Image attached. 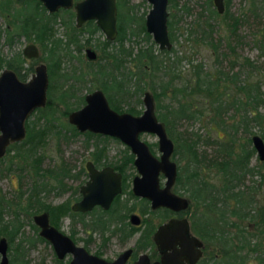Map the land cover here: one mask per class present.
<instances>
[{"label":"trees","instance_id":"obj_1","mask_svg":"<svg viewBox=\"0 0 264 264\" xmlns=\"http://www.w3.org/2000/svg\"><path fill=\"white\" fill-rule=\"evenodd\" d=\"M126 3L127 0H117L119 8L118 31L122 36H125L127 32L135 37L140 34L145 45L138 46L134 50L132 47L125 49L123 39H118V43L110 50L108 56L110 61L105 57V62L90 66L91 70L87 71L86 75L91 76L90 86L97 85L106 92L111 91L112 95L109 96L108 100L115 110H120L122 106L114 96H125L128 89L134 96L135 105L141 104L140 95L144 89L149 88L153 91L152 97L157 99L154 109L156 118L163 123L168 137L175 142L172 156L179 155V158L184 160L186 168L183 170L184 176H181V187L192 203L202 207L205 212L200 216L204 232H199V235L206 238L207 241L208 238H213L216 246L219 247L217 253L221 254L220 257L204 260L201 264H250L247 260L250 256L253 259V264H264V161L258 164L263 172H260L255 166H249V159L254 153L250 138L246 139V143H239L235 149V141L231 137L221 141H209L207 132L209 129L206 130L204 126V121H207L210 123V129L211 126L223 129L226 126L223 116L229 109H232V118L237 114L239 115L238 122L235 120L234 123H238V126L241 124L246 130L247 125L253 122L257 125L259 135L264 142V89H261V87L264 88V69L262 81L250 84L245 82L243 85L236 86L235 91L242 93V97L238 99L237 103H235L237 98L228 102L225 98L227 96L225 94L226 88L219 84L220 77L212 78L209 72L202 71L200 65L197 64L193 65L192 77L183 78L179 71L177 72V65L179 67L185 55L169 54L171 50L154 48V42L150 35L145 32L143 23L137 17L125 14L124 20L127 23H123L121 11ZM228 4V0H223L224 10L222 13H217L212 0H204L206 15L201 18L202 16L198 13L195 26L189 25L188 37L194 35L195 43L198 40L200 43H208L215 48V44L208 38H211L212 33V26L209 21L216 17H219L227 27L231 40L236 38L237 29L248 18L255 21L260 20L264 29V0H248L246 10L240 11L238 14L230 13ZM174 6L175 0H168L167 10ZM34 9L37 7L34 6ZM26 10V8H20L11 15L14 19L11 20L12 32L16 35H27V37L30 36L29 34H34L35 39L41 42L47 41L49 37L48 21L45 20L47 17H43L40 11L29 13ZM175 22L173 14L168 12L169 40H172L171 31ZM127 27L129 31L126 30ZM196 38L198 39L196 40ZM106 44L105 42L104 46ZM227 46L230 51L233 50L229 44ZM42 47L45 49V42ZM258 47L260 56L264 57V39L259 41ZM47 51L50 54V50L47 49ZM126 56L131 57L133 69H126L123 74L120 70L123 69L121 60ZM243 64L251 65L247 59L243 60ZM50 73V78L53 77L54 82L53 85L49 84L48 86L47 105L38 109L34 115V120H30L26 124V137L21 144L12 145L15 149L13 157L21 158L22 161L43 148L45 138L50 132L56 138L62 135L64 126L62 122L56 120L57 108L63 107L60 114L65 116L82 99L81 95L75 94L73 86V84L82 82V73L76 74L75 70L69 74L53 73V71ZM218 73L223 74L225 79L228 78L230 82H233L234 74L227 77L226 73L222 71H218ZM69 79L72 81L71 83H68ZM164 95L169 102L162 105L158 99ZM201 98L205 101L196 102L197 99ZM125 110L135 115L140 113L135 106L127 107ZM202 118L206 120H202ZM179 120L187 122H201L202 120L206 133L201 135L197 130H194L183 131L182 136L178 132L177 135L172 127ZM55 121L61 125V128L55 127ZM230 127L233 132L236 131V125L231 124ZM210 144L216 145L212 154L204 149ZM37 156L39 158L38 153ZM32 160L31 164L36 159ZM39 163L40 159L34 164L36 166ZM16 166L21 170L18 163ZM40 170L41 168L37 165L34 174L37 175L39 181L35 179L32 182L31 187L27 190V195L23 198V203L20 200L22 192L17 196L20 198L14 202L0 195V224L3 222L0 227L4 230V235H6L9 244L18 238L13 249L16 255L11 257L9 264H28L22 258L21 252V244L25 239L22 236L23 232H20V228L23 226V222L19 219L20 214H24L26 221L34 228L36 239L44 242L45 240L37 235L36 227L31 223V216L44 210L50 214L52 219H56L57 215L64 210L63 204L52 209L39 198L41 192L46 193L51 188L46 181L49 169H44L41 173ZM211 172L219 180L218 184L212 183L208 178ZM255 173H259V181L257 183L252 181L251 185L244 186L242 183L244 178ZM178 178L179 176L176 179L177 183ZM258 192H260V204H257L255 200V195ZM3 213L6 217H10L6 222L3 220ZM232 217L237 222L231 221L230 218ZM243 221L247 223V228H244ZM231 227L235 229L232 234L228 230Z\"/></svg>","mask_w":264,"mask_h":264},{"label":"flooded vegetation","instance_id":"obj_2","mask_svg":"<svg viewBox=\"0 0 264 264\" xmlns=\"http://www.w3.org/2000/svg\"><path fill=\"white\" fill-rule=\"evenodd\" d=\"M78 1L81 0H72V5L70 7H58L53 11H49L39 0H0V18L3 21V24L0 26V45L4 44L7 47H12L19 40L24 42V45L20 50L13 51L10 55H3L0 52V75L3 71L9 70L19 81L26 82L35 73V69L39 65H44L47 75L45 105L43 107L35 108L30 112L24 120L23 138L19 141L9 143L6 146L3 155L0 157V162L7 158L6 170H8L11 164H14L15 167H17L16 165L18 163L21 170H19V168H16V170L29 174L31 183L35 179L36 181H39V178L36 177L37 175L34 174L37 165L41 168L39 171L40 173L44 169H49V175H47L46 181L51 188L48 192L52 191L57 195L65 194L64 199L56 204L44 202L41 195H39L41 201L48 205V207L53 209L55 206L63 204L64 210L61 214L57 215L56 219H52L50 214L44 210L34 213L31 216V221L36 227L37 235L39 227L33 222V216L45 212L49 226H52L58 232L67 237L75 247L83 249L87 254L102 259L108 264H189L195 255L194 249L197 248L200 255L195 259L193 264H201L204 260L220 257L221 254L217 253L219 247L216 246L214 239L208 238L207 241L206 238L199 235V232H204L202 229L203 222L202 219H200V216L205 214V212L202 210V207L195 206L191 202L188 195L181 187L182 177L179 172V166L172 159L174 143L168 137L167 133V137L173 143V151L170 160L174 161L176 170L174 181L169 188V193L186 199L185 208H178L175 204L173 207L161 204L153 207L149 198L135 194L133 191L134 179L141 178L142 175L134 164L136 156L131 148L120 141L117 137L88 130L79 131L73 124L68 122V114L80 109L85 104V96L95 90H99L103 94L108 107L116 113H129L125 108L135 105L134 103L129 104L128 100L131 98L134 99V96L131 93V90L128 89L125 96H114L117 99V102L121 103L122 108L120 110L113 109L108 100L109 96L111 97L112 95L111 91L106 92L97 85L90 86L91 76L86 75L87 71L91 70L90 66L102 64L105 62V57L108 59L111 52L110 50L118 43V39H123L124 46L126 40L135 37L134 35H129L128 32L125 36H122L118 31L119 8L117 6V0H115V35L112 39H108L105 36L101 29L96 25L94 19L85 20L80 25H76L74 4ZM129 1L130 0H127V3L121 11L123 23H127L124 20V17H126L125 14L128 16H135L132 12V7L127 6ZM34 6H36L37 9H34ZM20 8H26V11L29 13L40 11L43 17H47V19H45L48 21L49 27V37L47 41L44 40L41 42L35 39L34 34H29L30 36L27 37V35H16L12 32L13 25L11 20L14 19L11 15L14 14V12H17ZM147 12L143 16H135L143 23L144 30V20ZM57 26H61L64 29L61 35H57ZM131 27H133V25H131ZM126 30L129 31L128 27ZM94 34H98L99 37L97 36V39H93ZM44 42L46 43L45 49L42 47ZM105 42L107 44L104 46ZM198 42L199 41L197 40L196 43ZM28 45L34 47L37 53L36 56L26 57L23 54V49ZM124 48L130 49V47L125 46ZM47 49L50 50V54ZM87 50L92 52L94 55H92L93 58L87 56ZM164 50H170V48ZM74 59H77L78 63L82 64V67L85 69L83 70L78 67L70 68V71L69 69H62V64L68 65V62ZM121 63L123 64V69L120 70L123 74L126 69H133V63L131 62L130 56L124 57L121 60ZM73 70H75L76 74H83L82 83L87 80L89 83L88 90H92L85 94H79L75 88L76 84H73L75 94L81 95L82 99L74 109L68 111L65 116L62 115L66 118V121L62 122L64 131H62V135L57 139L69 143L74 138L82 136V149H80L78 153H74V157H71V159H63L61 156L58 158L57 162L48 167L41 166V155H39L38 152L32 156H28V158L26 157L24 161H22L21 158H14L13 155L15 149L12 145L21 144L26 137V124L30 120H34V115H36L38 109L44 108L47 105L48 86L49 84L53 85L54 82L53 77L50 78V72L53 71V73L69 74ZM71 82L72 81L69 79L68 83ZM143 93L141 95H143ZM140 100L142 103V96ZM56 118V120H58V116H56ZM54 124H56V128H61V125H58L56 121ZM73 130L75 131L73 132ZM49 134L54 135L52 132ZM140 134H138V137ZM110 142L119 143L122 145V148L116 153L110 154L111 150H113L112 147L108 148ZM146 145L154 158L159 160V151L157 150L158 154L155 155L150 146L148 144ZM58 155L61 154L59 153ZM32 159L36 160L31 164ZM39 159L40 163L35 166ZM177 176H179L178 183L176 182ZM166 180L167 178L164 173L159 170L156 174L158 190L163 191ZM87 182L91 185H89V189H84ZM116 182L119 185V189L112 195L107 204L103 205L102 201L105 193L103 188L113 186ZM26 195L27 191L22 192L21 198L17 197V200L20 198L23 203V198ZM85 197H88L90 200L97 199L101 202H94L89 208H75V205ZM158 197L161 200L164 195L159 194ZM3 198L5 197L3 196ZM22 215L24 216V214ZM5 217L6 215L4 214V222L7 220L4 219ZM1 224H3V222ZM185 224L187 226L186 230H184ZM63 225L64 228L62 227ZM163 226H166L163 233L159 234L158 237L157 235L155 237L158 228ZM31 229L34 231V228L31 227ZM20 232L24 233L23 226L20 228ZM4 234V230L0 227V239L4 238L6 241L7 264H9L10 259L8 258V252L10 250V244ZM193 239L196 240V242H199V244H195L192 250V247L190 246L191 243L189 242ZM46 242L51 247L56 264H70L73 258L72 253L66 252L61 258H58L52 244L48 241ZM182 247L184 248L183 250L181 249ZM180 249L181 251H178Z\"/></svg>","mask_w":264,"mask_h":264},{"label":"water","instance_id":"obj_3","mask_svg":"<svg viewBox=\"0 0 264 264\" xmlns=\"http://www.w3.org/2000/svg\"><path fill=\"white\" fill-rule=\"evenodd\" d=\"M49 10L53 11L58 7H70L72 0H39ZM150 8L145 16L144 26L147 33L151 35L152 41L159 50L169 49L171 43L167 33V0H146ZM217 13L224 10L223 0H212ZM76 25L83 21L94 19L96 25L101 29L108 39L115 35V0H81L74 4ZM26 57L36 56V50L32 45L23 49ZM91 55V56H90ZM92 52L87 50V56L92 57ZM94 56V55H93ZM47 75L44 65H39L35 73L26 82L19 81L15 75L5 70L0 75V157L3 155L6 146L15 141H19L24 136V120L30 112L38 107H43L46 102ZM143 110L140 114L116 113L110 109L103 94L99 90L85 96V104L78 110L68 114V122L73 124L79 131L88 130L91 132L108 134L119 138L120 141L129 146L135 154L134 164L136 165L141 178H135L133 191L137 195H142L151 200L152 206L165 205L178 208L186 207V199L177 197L169 193L176 170L174 161L170 160L173 151V143L167 137L165 128L154 112V104L151 94L145 91L142 95ZM152 133L157 138V150L159 160L149 152L145 142L139 139L140 133ZM251 145L260 161H264V142L262 138L253 134L250 138ZM161 170L166 176L163 191L157 189L156 174ZM117 181V180H116ZM87 182L84 189H89ZM95 188V187H93ZM105 188V189H104ZM103 205H106L112 195L117 192L119 185L117 182L110 187H104ZM161 192V193H160ZM163 194L160 200L158 195ZM94 202L100 200H90L83 198L75 205V208H89ZM33 222L39 227L38 235L50 242L58 258L66 252L73 254L70 264H108L102 259L87 254L83 249L75 247L72 242L55 228L48 225L45 212L33 216ZM166 226L159 227L155 237L163 233ZM187 226L184 225V230ZM158 241V240H157ZM190 246L199 244L196 240H190ZM184 245V244H182ZM181 245V246H182ZM184 249L183 247L181 248ZM178 250V251H181ZM188 250V249H187ZM194 257L189 264H193L200 255L194 249ZM0 264H7L6 241L0 239ZM116 264V263H111ZM179 264V263H178Z\"/></svg>","mask_w":264,"mask_h":264},{"label":"rangeland","instance_id":"obj_4","mask_svg":"<svg viewBox=\"0 0 264 264\" xmlns=\"http://www.w3.org/2000/svg\"><path fill=\"white\" fill-rule=\"evenodd\" d=\"M228 10L230 13L238 14L240 11H244L247 8L248 0H228ZM127 6L132 7V12L135 16L144 15L150 5L145 0H130ZM204 0H175V6L168 9V12L173 14V20L176 21L172 28V40H170L171 52L169 54L176 53L185 55L179 64L177 65V72L179 71L180 76L183 78L192 77L193 65L199 64L202 71L209 72L212 75V78L220 77L219 84L224 85L226 88L225 91L228 102H231L233 98H237L235 103H237L238 99L242 97V93L235 91V87L239 85H243L245 82L253 83L256 81H262V72L264 69V57L260 56L259 51V41L264 39L262 35L264 34V29L262 22L260 20H253L252 18H248L243 24L239 26L236 33L237 36L234 39L229 38L228 29L223 23V21L216 17L214 20L209 21L212 26L211 38H208L215 44V48L209 45L208 43H195L194 35L188 37L189 25L196 23V16L200 13L201 18L206 15V11L204 10ZM195 20V21H194ZM3 24L2 19L0 18V26ZM197 28V26H196ZM57 35H61L64 29L61 26H57ZM98 34H94L93 39H97ZM99 37V36H98ZM198 39V38H196ZM152 40V39H151ZM208 40V41H209ZM227 44L232 47V51L229 50ZM24 42L19 40L12 47H7L4 44L0 45V52L3 55H10L13 51L20 50ZM145 41L142 39L141 35H137L136 37L129 38L124 42L125 47H132L134 50L138 46H144ZM154 48H157V45L154 43ZM215 49V50H214ZM247 59L251 65L243 64V60ZM82 64H79L77 59H74L67 64H62L63 70L70 71V68L78 67L80 69H85L82 67ZM218 71H222L226 73L227 77L234 74L233 82H230V79H225L223 74L218 73ZM178 83V80H176ZM75 88L79 94H85L90 92L92 89L88 90L89 83L81 82L80 84H76ZM263 90L264 88L261 87ZM149 91L153 96V91L149 88L144 89V91ZM142 95H140L141 98ZM224 99V96H223ZM129 104L136 103L135 99L131 98ZM154 109L155 104L157 103V99H154ZM159 103L162 105L167 104L168 98L164 96H160L158 99ZM205 100L197 99L196 102L202 103ZM126 106V105H125ZM139 112L143 110L142 103L140 105H134ZM63 107L57 108L58 112V121L65 122L66 118H64L60 112ZM232 109H229L226 114L223 116V120H225L226 126L224 128H216L211 126L209 128L210 123L205 118H202L201 122L198 121H183L179 120L174 123L173 130L175 134L178 135V132L181 133L182 136L183 131H194L197 130L201 135L208 132L209 141H221L222 139L232 138L235 143L234 147L237 149L239 143H246L247 138H251L253 134L259 135V131L257 125L251 122L247 125V129L245 130L241 124L238 126V123H234L235 120L238 122L239 115H235L234 118L231 117ZM207 122V123H206ZM204 124V126H203ZM236 125V131H232L230 125ZM51 133V132H50ZM260 136V135H259ZM140 139L143 140L146 144L150 146L152 152L157 155V144L156 137L153 134L141 133L139 135ZM170 138V137H169ZM83 139L82 136L74 138L71 142L66 143L62 140H58L54 135L48 134L45 138V144L43 148H41L38 153L41 155V166L48 167L58 161L59 157H63L66 159H71L74 157V153H78L80 149L83 147ZM173 143H175L173 141ZM251 144V142H250ZM110 154L116 153L122 145L119 143L110 142L108 148H111ZM204 148V146H202ZM216 145L210 144L207 147L205 146L206 152L209 154L214 153ZM237 152V151H236ZM61 155H58V154ZM7 159V158H6ZM6 159L0 162V195H3L6 199L11 200L12 202L17 200V196L19 192H26L31 187V178L30 175L16 170L14 164H11L8 170L6 167ZM172 159L178 164L179 172L181 176H184V160L179 158V155L173 156ZM259 161L256 157V153L254 151L253 155L249 159V166H255L259 169L260 172H263L261 167H258ZM259 172V173H260ZM259 173H255L253 175H247L244 180V186H249L252 184V181L257 183L259 181ZM183 174V175H182ZM212 174V176H211ZM212 183H219V180L216 179V176L211 172L208 177ZM260 191V190H259ZM42 200L46 203L56 204L61 202L65 194H59L50 191L46 193L40 194ZM255 200L257 204H260V192L255 195ZM192 202V201H191ZM192 204V203H191ZM255 205V204H254ZM10 217H5L7 219ZM19 219L23 222V230H24V238L22 242V258L28 262V264H56L54 261V255L51 250V247L47 244L46 241H38L36 239L35 232L32 231L29 226V222L26 221V218L20 214ZM231 221L237 222L234 217L230 218ZM32 223V221H31ZM244 228H247V223L243 221ZM64 228V225L62 226ZM251 229V228H250ZM230 234L235 232L233 227L228 229ZM18 238H15L10 244V250L8 252V258H13L16 254L13 251L15 244L17 243ZM250 264H253V259L250 256L247 258Z\"/></svg>","mask_w":264,"mask_h":264}]
</instances>
